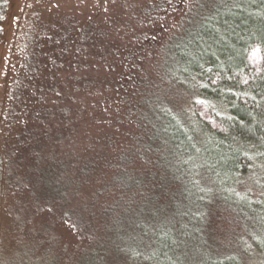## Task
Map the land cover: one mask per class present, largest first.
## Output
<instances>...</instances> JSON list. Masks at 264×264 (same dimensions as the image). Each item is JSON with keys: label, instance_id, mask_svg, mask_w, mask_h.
Masks as SVG:
<instances>
[{"label": "rangeland", "instance_id": "1", "mask_svg": "<svg viewBox=\"0 0 264 264\" xmlns=\"http://www.w3.org/2000/svg\"><path fill=\"white\" fill-rule=\"evenodd\" d=\"M246 1L6 0L0 19V264H149L143 258L157 247L155 234L164 232L156 221L188 243L187 230L195 229L184 203H172L167 212L120 209L109 224L104 211L118 196L129 198L114 178L123 166L129 176L153 168L141 144L147 126L161 129L152 123L159 113L152 103L171 102L180 110L197 97L176 75L185 50L230 46ZM204 175L206 201L214 206L197 202L190 210L197 212L196 250L172 251L186 264L228 259L230 247L256 243L264 231V215L248 209V199L235 200L212 171ZM252 178L238 184L255 189L262 177ZM256 193L263 206L264 190ZM176 195L182 198V188ZM143 232L150 243L140 239Z\"/></svg>", "mask_w": 264, "mask_h": 264}, {"label": "trees", "instance_id": "2", "mask_svg": "<svg viewBox=\"0 0 264 264\" xmlns=\"http://www.w3.org/2000/svg\"><path fill=\"white\" fill-rule=\"evenodd\" d=\"M246 4L244 16L231 33L230 46L227 43L210 44L185 50L181 72L176 75L183 77L197 92L189 106L178 110L173 109L171 102L168 107L152 103L153 112L161 113L152 123L161 129L155 133L153 126L150 130L147 126V137L141 141L144 150L153 157L150 172L129 176L128 169H131L123 166L114 177L129 198L122 194V198L118 196L110 202L104 211L108 224L120 209L130 212L143 205L163 208L167 212L172 203L188 205L183 210H187L186 216L195 229L187 230L188 243L175 239L169 227L156 221L164 232L155 234L157 247L153 254L143 258L149 264H186L182 254L172 251L185 245L196 250L197 240L193 236L196 234L192 233L196 231L197 212L194 215L190 210L197 202L211 203L206 201L208 191L204 173L207 169L213 172L219 186L232 192L235 200L245 197L252 205L248 209L264 215V205L258 206L261 195L255 194L257 190H264V0H247ZM5 5L6 0H0V19ZM220 39L217 40L221 42ZM164 148L169 149L168 154L163 152ZM177 164L179 172L174 170ZM258 175L262 177V183L253 185L256 187L252 189L241 181L246 189L241 193L239 180ZM181 181L183 196L179 199L175 196ZM208 213H204L205 220L207 216L209 219ZM148 224H154V220ZM187 231L185 229V235ZM181 235L184 238V233ZM140 239L150 243L145 232ZM256 243L260 244L262 254ZM256 243L249 245L247 242L245 248L239 249L232 243L228 259H208V264H264V231ZM196 261L192 259L188 264H197Z\"/></svg>", "mask_w": 264, "mask_h": 264}]
</instances>
